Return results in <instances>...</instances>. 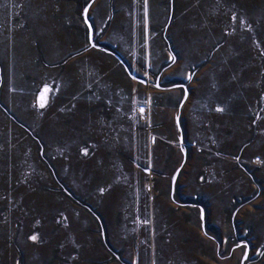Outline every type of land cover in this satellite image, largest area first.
Wrapping results in <instances>:
<instances>
[{
	"label": "rangeland",
	"instance_id": "obj_1",
	"mask_svg": "<svg viewBox=\"0 0 264 264\" xmlns=\"http://www.w3.org/2000/svg\"><path fill=\"white\" fill-rule=\"evenodd\" d=\"M0 264H264V0H0Z\"/></svg>",
	"mask_w": 264,
	"mask_h": 264
},
{
	"label": "snow or ice",
	"instance_id": "obj_2",
	"mask_svg": "<svg viewBox=\"0 0 264 264\" xmlns=\"http://www.w3.org/2000/svg\"><path fill=\"white\" fill-rule=\"evenodd\" d=\"M90 4H87L86 6L83 7V10H82V14L85 16V20H84V23L87 25L88 24V19H87V15L89 13V8H90ZM190 78V77H189ZM43 103L40 104V107H43ZM217 112H220L222 111L221 108H217L216 109ZM29 240H32V241H35L36 240V236L33 235V236H29Z\"/></svg>",
	"mask_w": 264,
	"mask_h": 264
}]
</instances>
